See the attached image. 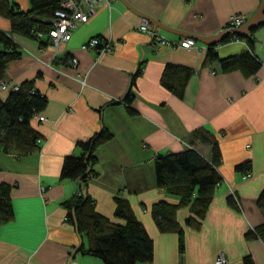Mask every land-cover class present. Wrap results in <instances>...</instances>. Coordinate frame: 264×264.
Returning <instances> with one entry per match:
<instances>
[{"label":"crops","instance_id":"1","mask_svg":"<svg viewBox=\"0 0 264 264\" xmlns=\"http://www.w3.org/2000/svg\"><path fill=\"white\" fill-rule=\"evenodd\" d=\"M21 11L28 0H9ZM134 9L160 23L198 35L225 29L232 13L244 21L259 0H126ZM142 17L121 1L110 8L98 2L86 22L71 31L56 50L41 41L11 34L9 20L0 15V31L16 43L20 55L7 62L1 81L19 84L30 80L46 99L42 110L30 118L37 132L36 151L17 155L0 151V183L9 184L13 217L0 222V264H103L98 257L77 251L85 244L65 219V199L85 191L94 210L112 222L113 196L125 198L152 241V258L136 264H213L219 253L227 264H264V238L245 233L264 221L255 200L264 187V23L253 30V52L260 61L257 71L246 77L239 70L221 73L217 63L202 66L205 45L182 48L156 45L135 26ZM158 32L173 42L183 34ZM93 36L109 40L111 50L81 49ZM247 48L243 39L216 43L218 57ZM77 59L76 67L70 58ZM141 70L130 85L132 74ZM193 69L181 97L160 82L164 64ZM130 89L128 113L122 99ZM7 90L0 89V100ZM105 127L111 137L93 150L95 175L81 190L76 179H60L62 159L80 154L85 141ZM211 131L218 141L221 160L216 186L207 210L194 229L185 225L187 207L176 210L183 231L184 249L177 250V235L157 230L150 207L158 200L177 203L176 196L155 184L152 160L160 153L191 148L192 132ZM203 157L209 147L195 145ZM249 160V175L234 171L235 164ZM236 207L226 202L229 191Z\"/></svg>","mask_w":264,"mask_h":264},{"label":"trees","instance_id":"2","mask_svg":"<svg viewBox=\"0 0 264 264\" xmlns=\"http://www.w3.org/2000/svg\"><path fill=\"white\" fill-rule=\"evenodd\" d=\"M61 0H28L29 10L21 11L9 0H0V15L10 23L11 34L35 37L36 31H45L50 26V18ZM254 29L250 37L244 38L237 34L226 33L218 41L224 43L232 39H243L247 48L239 53L218 57L215 45H205L202 66L217 63L221 73L239 70L244 76L254 74L260 66V61L253 52ZM43 41V40H42ZM20 51L13 39L0 31V80L4 77L7 62L17 58ZM141 70V63L132 74L130 85ZM193 69L166 63L160 74V84L173 95L181 97L188 77ZM133 95L130 89L122 101L127 105L128 113L134 110L129 107ZM46 99L33 88L30 80L20 82L17 89L7 90L4 100H0V151H15L17 155L36 151L39 144L37 132L30 125V118L43 109ZM111 133L101 127L85 141L77 145L82 152L78 155L68 154L62 159L59 178L76 179L81 190L86 185V179L94 176L91 168L95 161L94 148L107 141ZM191 148L178 152L160 153L154 156L152 168L155 184L163 190L176 196L177 203L158 200L150 207V214L157 230L161 233L174 232L177 235V250L183 252V231L176 220V210L187 207L189 215L184 219L185 225L199 228L207 207L211 201L216 186L221 182L217 171L221 154L218 141L214 134L205 129L192 132ZM195 145L208 146L209 156L203 157ZM88 169V170H87ZM234 171L249 175L251 165L249 160L234 165ZM10 185L0 183V222L13 217L9 199ZM235 198L237 199L236 195ZM228 205L236 207L231 194L226 197ZM65 208V219L70 222L75 231L85 237L86 243L80 244L77 251L82 254L98 257L103 264H136L148 262L152 258V241L141 223L135 218L129 203L125 198L113 196V216L120 222H112L98 214L93 208V201L85 195L76 194L60 203ZM256 206L264 211V187L255 200ZM246 238H264V221L245 233ZM250 258H243L244 264H250Z\"/></svg>","mask_w":264,"mask_h":264},{"label":"built area","instance_id":"3","mask_svg":"<svg viewBox=\"0 0 264 264\" xmlns=\"http://www.w3.org/2000/svg\"><path fill=\"white\" fill-rule=\"evenodd\" d=\"M112 0H61L59 6L53 12L50 18V26L45 31H36V38H46L49 41V46L56 50L61 42L69 39L71 31L77 27L79 23L86 22L94 11V6L101 2L106 7L110 8ZM244 22V17L239 13H232L226 20L225 27L231 29L238 27ZM135 28L145 33L151 41L156 45H174L182 48H190L195 45V40L191 37L183 36L177 42L169 40L167 37L158 32L156 27H153L145 18H141ZM81 49H95L98 52H108L111 50L109 40L103 39L99 36H93L87 39L80 45ZM72 67H76L77 59L70 58ZM18 84L9 83L0 80V89L2 90H15ZM124 103V102H123ZM39 143V138L36 140ZM246 175L242 174V178ZM237 202L233 191H229ZM213 264H227V258L223 253H219L213 259Z\"/></svg>","mask_w":264,"mask_h":264},{"label":"water","instance_id":"4","mask_svg":"<svg viewBox=\"0 0 264 264\" xmlns=\"http://www.w3.org/2000/svg\"><path fill=\"white\" fill-rule=\"evenodd\" d=\"M121 1L127 8L131 9L132 11L136 12L142 18H145L153 27L162 29L169 33H177L183 34L186 37H191L196 41L203 43L204 45H215L219 39L226 33H233L237 34L241 37L248 38L250 37V30L256 28L257 26L264 23V0H259L257 7L255 8L254 12L245 19V21L239 25L238 27H234L231 29H220L216 33L210 35H198L193 33H184L183 31L168 27L156 19L146 15L145 13L139 12L134 9L126 0H119ZM88 170V169H87ZM81 194L83 198L85 197V191L82 190Z\"/></svg>","mask_w":264,"mask_h":264}]
</instances>
